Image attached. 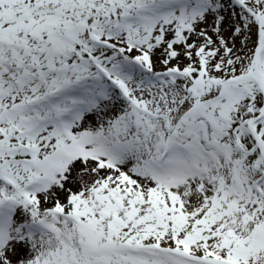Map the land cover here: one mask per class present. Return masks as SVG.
Wrapping results in <instances>:
<instances>
[{"label":"snow or ice","instance_id":"snow-or-ice-1","mask_svg":"<svg viewBox=\"0 0 264 264\" xmlns=\"http://www.w3.org/2000/svg\"><path fill=\"white\" fill-rule=\"evenodd\" d=\"M0 264H264V0H0Z\"/></svg>","mask_w":264,"mask_h":264},{"label":"rangeland","instance_id":"rangeland-1","mask_svg":"<svg viewBox=\"0 0 264 264\" xmlns=\"http://www.w3.org/2000/svg\"><path fill=\"white\" fill-rule=\"evenodd\" d=\"M157 69L160 70V66H159V64H157Z\"/></svg>","mask_w":264,"mask_h":264}]
</instances>
